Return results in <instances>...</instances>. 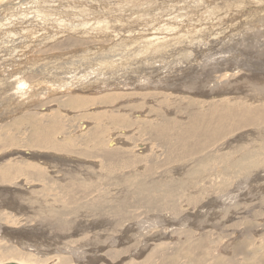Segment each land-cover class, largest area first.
<instances>
[{"label": "rangeland", "instance_id": "374dc122", "mask_svg": "<svg viewBox=\"0 0 264 264\" xmlns=\"http://www.w3.org/2000/svg\"><path fill=\"white\" fill-rule=\"evenodd\" d=\"M3 1L7 3L0 6V263L62 264L68 259V264H264V122L238 129L189 155L182 146L167 155L157 147L162 141H155L156 132L148 130L160 122L157 112L179 130L187 129L196 111L202 112L199 101L230 97L236 104L239 97L253 109H262L264 77L249 80L243 69L232 75H227L229 69L214 72L211 83L234 80L239 88L212 100L181 94L177 96L196 103L190 104L188 98L168 100L161 107V99L136 96L160 89L114 85L127 75L133 82L143 71L181 67L192 71L200 68L195 63L202 56L214 61L259 48L264 37L256 34L263 32L264 0H9L16 3L13 6L8 0L0 4ZM64 39L88 43L42 53ZM41 42L48 43L40 46ZM36 62L40 74L48 73L50 80L44 78L50 81L49 89L60 92H48L46 98L28 92L11 97L13 90L21 92L20 79L15 85L19 88L12 87L17 76L13 69L25 72ZM261 65L262 60L257 67ZM39 73L29 77L44 81ZM169 76L162 79H175ZM166 92L171 91L162 93ZM107 94L121 97L100 107L89 100L83 111L72 110L71 105L57 108L54 103L39 111L54 96L104 101L101 96ZM219 104L214 102L208 111ZM29 110L32 118L25 121L23 114ZM115 115L127 118L126 124ZM44 134L56 143H47ZM242 146L250 150L244 160L236 152ZM216 155L224 157L221 165L215 162ZM201 157L205 160L198 164Z\"/></svg>", "mask_w": 264, "mask_h": 264}, {"label": "bare ground", "instance_id": "6f19581e", "mask_svg": "<svg viewBox=\"0 0 264 264\" xmlns=\"http://www.w3.org/2000/svg\"><path fill=\"white\" fill-rule=\"evenodd\" d=\"M43 1V0H42ZM106 1V0H105ZM138 1V0H137ZM182 1V0H181ZM180 1V2H181ZM203 1V0H201ZM9 4L12 2V1H9ZM15 2V1H14ZM18 2V1H17ZM24 2V1H23ZM27 2V1H26ZM24 2V3H26ZM33 2V1H32ZM111 2V0H110ZM179 2V1H176V3ZM194 2V1H193ZM198 2V1H197ZM2 3V2H1ZM7 3V2H6ZM6 3L3 1L2 4H0V6H4L6 5ZM94 3V2H93ZM175 3V2H174ZM13 4H16V3H13ZM13 4H10L11 6H13ZM88 4V3H87ZM90 4V3H89ZM92 4V2H91ZM95 4V3H94ZM185 4V3H184ZM196 4V2H195ZM93 5V4H92ZM174 5V4H173ZM178 5V4H177ZM198 5V4H197ZM196 5V6H197ZM201 5V4H200ZM72 6V5H71ZM145 6V5H143ZM175 6V5H174ZM183 6V5H182ZM82 7V6H81ZM141 7V6H140ZM187 7V6H186ZM202 7V6H200ZM90 8V7H89ZM137 8V7H136ZM173 8V7H172ZM196 7H194L195 9ZM198 8V7H197ZM37 9V8H36ZM123 9V8H122ZM134 9V8H133ZM131 9V10H133ZM164 9V7H163ZM197 10V9H196ZM86 11V10H85ZM187 11V10H186ZM137 12V11H136ZM189 12V10H188ZM187 12V13H188ZM42 13V12H41ZM94 13V12H93ZM128 13V12H127ZM138 13V12H137ZM144 13H145V10H144ZM190 13V12H189ZM191 14V13H190ZM154 15V14H152ZM167 15V14H166ZM164 15H159L158 18H163ZM93 18V17H92ZM121 19V18H120ZM125 19V18H124ZM150 19V18H149ZM153 20V19H152ZM121 22V21H120ZM137 22V21H135ZM142 22V21H141ZM161 22V21H160ZM171 22V21H170ZM169 22V23H170ZM138 23V22H137ZM136 23V24H137ZM166 23V22H165ZM168 23V22H167ZM99 24V23H98ZM141 24V23H140ZM144 24V23H143ZM147 24V23H146ZM37 25V24H36ZM35 25V26H36ZM130 25V23H129ZM40 26V25H39ZM28 27V26H27ZM32 27V26H31ZM158 27V26H157ZM42 29V27H41ZM259 29V28H258ZM262 31L263 32H260V30H258L257 34L256 35H261L264 37V27L262 28ZM260 32V33H259ZM263 34V35H262ZM167 36V35H166ZM235 36V35H234ZM247 36V35H246ZM244 37V36H243ZM261 37V39L263 38ZM80 38V37H79ZM217 42V41H216ZM43 43V44H42ZM48 42H41L39 43L40 46H45L47 45ZM52 43V42H50ZM86 44L88 42L86 41H77V40H74V39H64L62 41H58V42H55V43H52L51 46H46L45 50L42 51V53H48V52H54V53H57V52H60V51H66V50H70L72 48H75V47H80L82 44ZM129 43V42H128ZM147 44V43H146ZM242 45V44H241ZM209 46V45H208ZM260 47L259 48H255L253 49V47L250 49V51L248 52L247 49L243 50L242 52H236L234 56H232L231 54L227 56H230V57H218V59L214 60V61H210L211 58H208V56L206 57H203V64H201V60H202V57H200V59L198 61H196L195 64H197V66H200V68L198 67L197 69H194L192 68V71H189V70H186L185 67H181V68H177V69H170V71L168 70H165L163 68V70L161 71L160 69H155L153 70L152 72H147V71H141L142 72V77H139V78H136L133 82L130 81V78H129V75L127 76H124L122 78V80H120L119 82H115L114 85H115V89H126L128 88V86L126 85H149L150 88H156V89H160L162 90L161 92H151V93H147L148 95H136V96H142L143 98H145L146 100L148 99H152V101H158V99H161L159 103V107H161V105H163V103L166 104V102L168 100H179V101H183L184 99H187L188 97L186 96H177V95H195V94H198L200 97H205L204 99H209V100H212V99H215L216 97H218V95H222V97H226L224 94H230L231 92H233L234 90H236L237 88H239L237 86V83L235 82L233 84V81L234 80H231V79H228V80H231V82L229 83H221L222 79H219V80H216L214 81L213 83H211V79L215 78V77H211L212 74L214 72H217V73H220L222 70H228L229 69V73L227 75H232L233 73L232 72H239L241 71L242 69L245 70L246 72H248L245 76L246 77H249L248 79H258V78H262L264 77V65H261L259 67H257V64L260 63V61L262 60V62L264 61V52H262V47L264 46V39H262L260 41ZM34 47V46H33ZM202 47V46H201ZM246 47V46H245ZM251 47V44L248 45V48ZM137 48V47H136ZM199 48V47H198ZM44 49V48H43ZM87 49V48H86ZM241 50V49H240ZM193 51V49H192ZM227 52V51H226ZM241 53L240 57H237L239 54ZM1 54V53H0ZM234 54V53H233ZM242 54H246L247 56H243ZM161 56V55H160ZM251 57V59L249 58ZM253 57H256L255 61H250L252 60ZM41 58V57H40ZM83 58V57H82ZM193 58V57H192ZM208 58V59H207ZM31 59V58H30ZM60 59V58H59ZM191 59V58H190ZM250 59V60H249ZM82 60V59H81ZM213 60V59H212ZM193 61V60H192ZM28 62V61H27ZM32 62V61H31ZM188 62V61H187ZM248 62H254L255 65L253 66H248L246 67L245 65L248 63ZM40 63V62H39ZM30 64V63H29ZM36 63H33V64H30L27 66V69H29L28 71L26 70L25 72L20 68H16V69H13L14 73L17 74V76H15L11 82L12 86L14 89L16 88L15 85L17 84V81L20 79V81L18 82L19 86L21 87V89L19 87V90L21 91L19 93L18 90H13V95L11 97H14L16 95H19V94H24L25 92H28L31 96L34 94V95H37L39 94V96H42V98H46L44 95H48V92L49 93H52V95H55L57 92H60L59 91H56L54 89H49L51 86H50V79L48 78L49 76L48 73L47 75H42L39 73V70L35 69L36 67ZM46 64V63H45ZM136 64V63H135ZM210 64V65H208ZM35 65V66H34ZM39 65V64H38ZM186 65V64H185ZM203 65V66H202ZM34 66V67H33ZM44 66V65H43ZM135 66V65H134ZM188 66V65H187ZM42 67V66H41ZM48 67V66H47ZM244 67H246L244 69ZM25 68V67H24ZM43 68V67H42ZM84 68V67H83ZM188 68V67H187ZM4 69H7V68H4ZM3 69V70H4ZM44 69V68H43ZM81 69V68H80ZM9 70V69H8ZM8 70L7 73H8ZM46 70V68H45ZM48 70V69H47ZM50 70V69H49ZM54 71V70H53ZM58 71V70H57ZM80 70H78L77 72H79ZM39 73L44 81L42 80H35L36 78H33V77H29L31 73ZM44 72V71H43ZM47 72V71H46ZM169 72V73H167ZM177 72H180V73H177ZM6 73V74H7ZM13 73V74H14ZM51 73V72H50ZM174 73L176 75V77H173L174 76ZM262 74L260 77H257L258 74ZM155 74V75H154ZM168 74L170 75L169 77L171 78H175V79H169V81H164L162 79L163 76H168ZM184 74V75H183ZM222 74V73H220ZM226 74L223 73V75L227 76ZM259 74V75H260ZM15 75V74H14ZM52 75V73H51ZM140 75V74H139ZM138 75V76H139ZM196 75V76H195ZM198 75V76H197ZM218 75V74H217ZM44 76H46V80L44 78ZM141 76V75H140ZM178 76V77H177ZM185 77V78H182V77ZM225 76H222V77H225ZM7 77V76H6ZM9 78V77H8ZM11 78V77H10ZM60 83H62V77H58ZM75 78V77H74ZM181 78V82H179ZM221 78V77H220ZM255 79V81H256ZM264 79V78H262ZM69 80V79H68ZM77 80V79H76ZM225 80V79H223ZM74 81V80H73ZM116 81V79H115ZM221 81V82H219ZM248 81V80H247ZM254 81V80H253ZM73 83V82H72ZM113 83V82H112ZM248 84H252L253 82H247ZM10 84V83H9ZM54 84V83H53ZM250 84V85H251ZM47 85H49L48 87V90L47 88H44V87H47ZM63 86V85H62ZM139 86V85H138ZM140 87V86H139ZM139 87H136V86H133L132 88H136V89H139ZM142 87V86H141ZM16 88V89H17ZM69 88V87H68ZM63 89H67V87L65 86V88ZM234 89V90H233ZM58 90V89H57ZM70 90V89H68ZM81 90V89H80ZM133 90V89H132ZM62 91V90H61ZM71 91V90H70ZM77 91V90H75ZM165 91H171L167 94L166 93H162V92H165ZM174 91V92H172ZM74 94V92H72ZM172 93H174V95H172ZM184 93V94H183ZM234 93V92H233ZM232 93V94H233ZM125 94V93H124ZM135 94V93H134ZM110 94H107V95H103L101 97H105L106 100L103 101L102 100H98L97 98L95 99H85V98H71L68 96V98L65 97V99H61L59 97L55 98L54 96V99H51V100H48L47 102L43 103V105H41L39 107V111H41V109L43 110V107L46 105V104H56L55 106L57 108H62V106H74L72 108V110H76V108L80 109V111H83L81 110L82 107H85V105H87L89 103V100H92L93 103H91L92 105H96L98 104L97 106L100 107V105H102L103 103H111L112 101L118 99L121 97L120 96H116V95H111V96H108ZM85 96V95H83ZM174 96V97H172ZM219 96V97H220ZM53 97V96H52ZM51 97V98H52ZM74 97V96H72ZM80 97V96H79ZM87 97V96H86ZM245 97V96H244ZM249 101H252V97H249ZM30 99V98H29ZM49 99V98H48ZM226 98H220V99H216V100H212V101H199L198 103V106L201 108L200 110L203 112H198V110L196 111V113L194 114L193 116V119L191 120V122L188 124L187 126V129H182L180 128L179 130V127H175L174 124H172V120H169L164 114L162 113H159L157 112L156 116L157 118L160 120V122L158 123H155V126L152 127L154 129H151V126L148 127V130H150V132L152 131H155L156 132V135H155V141L156 140H159V141H162V142H158L157 144V147L161 148V149H164L163 151H166V154L167 155H172V151L174 150H177V148L179 146H182L184 148H186V150L188 151V155L189 153H192V154H196V153H199L201 152L202 150H204L206 148L207 145H209L210 143L218 140L219 138H222V137H225L226 135H229L231 133H233L234 131H237L238 129L240 130L241 128H251V127H255L257 126L259 123L261 122H264V107L262 109H253L252 107H250L248 104L246 105V102L245 100L243 101V99L241 100V98L238 97V101H236V104L229 101L230 97L225 101ZM25 100V99H24ZM42 99H38L37 98V103L41 102ZM46 100V99H45ZM247 100V99H246ZM23 101V100H22ZM187 101V100H186ZM195 101L196 103V99L195 100H192V98H188V102H191L190 104L193 105V102ZM216 101H220V107H215L213 109V111H208L209 107L211 105L214 104V102ZM171 102V101H170ZM122 103V102H121ZM169 103V102H168ZM252 102H250L251 104ZM35 104V102L32 103V105ZM174 104V102H173ZM188 104V103H187ZM53 105V104H52ZM120 105V103H119ZM169 105V104H168ZM205 105H206V109H205ZM96 106V107H97ZM126 106V105H125ZM131 106V105H130ZM31 107V106H29ZM35 107V106H34ZM55 108V107H54ZM98 108V107H97ZM105 108V107H104ZM107 108V107H106ZM130 108V107H129ZM23 109H25L23 107ZM35 109H38V108H35ZM32 110V109H31ZM31 110H29L28 113H26L27 115H24L23 114V118L24 120H31L32 116L29 114L31 112ZM51 110V109H50ZM58 110V109H57ZM56 110V111H57ZM107 110V109H106ZM36 111V110H35ZM124 111V110H123ZM126 111V110H125ZM191 111V110H190ZM108 112V111H107ZM114 112V111H113ZM116 112V111H115ZM212 112V113H210ZM33 113V112H32ZM39 113V112H37ZM46 113V112H45ZM55 113V112H54ZM118 113V112H117ZM210 113V114H208ZM40 114V113H39ZM22 115V114H21ZM34 116H36L37 114H32ZM58 114H54L52 115L53 117L56 116ZM114 114H112L113 116ZM92 116V115H91ZM111 116V117H112ZM115 116H118V115H115ZM31 117V118H30ZM93 117V116H92ZM97 117V118H96ZM95 119H99L100 120V117L99 116H96ZM113 118V117H112ZM117 118V117H116ZM103 119V118H102ZM106 119V118H105ZM114 119V118H113ZM125 119L127 118H119L118 116V121L119 122H122V123H125L126 124V121ZM137 119V118H136ZM172 119V118H171ZM232 121H231V120ZM28 120V121H29ZM54 120V119H53ZM79 120V119H78ZM107 120V119H106ZM110 120V119H109ZM112 120V119H111ZM144 120V119H143ZM169 120V121H168ZM230 120L231 122L227 123V125L225 126V123ZM128 121V120H127ZM140 121V120H139ZM132 123V121H130ZM135 122V121H134ZM137 122V121H136ZM40 123V122H39ZM38 123V124H39ZM42 123V121H41ZM56 123V122H55ZM96 123V122H95ZM98 123V122H97ZM164 123H168L167 126H164L163 124ZM30 124V123H29ZM83 124V123H82ZM147 124V123H146ZM98 125V124H97ZM123 125V124H122ZM177 126V125H176ZM110 127V125H109ZM50 129V127H48ZM85 128V127H84ZM115 128V127H114ZM3 129V128H2ZM108 130V129H107ZM243 130V129H242ZM249 130V129H248ZM142 131V130H141ZM180 131V132H179ZM252 131V130H251ZM120 132V131H119ZM147 132V131H146ZM154 132V133H155ZM250 132V131H248ZM263 132V131H262ZM99 133V131H96V135ZM111 133V132H110ZM38 134V133H37ZM47 135L49 134L52 135V129L48 130ZM145 134V133H144ZM61 135V134H60ZM103 135V134H102ZM100 136V135H99ZM247 136H250L247 134ZM246 136V137H247ZM253 136V135H252ZM263 136H264V133H263ZM43 137L45 138L46 142L51 144V145H54L56 143V141L52 138H49L48 136H46L45 134L43 135ZM62 137V135H61ZM104 137V136H103ZM258 137V136H257ZM58 138V137H56ZM96 138V137H95ZM250 138V137H249ZM253 138V137H252ZM259 138V137H258ZM94 139V137H93ZM153 139V138H152ZM264 139V138H263ZM96 140V139H94ZM97 140L99 141V139L97 138ZM172 140H177V144H172ZM252 140V139H251ZM258 141V139H256ZM260 140V139H259ZM101 141V140H100ZM99 141V142H100ZM108 142L110 140H107ZM116 141V140H115ZM249 141V140H248ZM251 142V141H250ZM110 143V142H109ZM115 143V142H114ZM260 143V141H259ZM107 144V143H106ZM255 144V143H254ZM252 145V144H251ZM259 145V144H258ZM44 146V145H43ZM91 147V146H90ZM108 147V145H107ZM182 147H180L182 149ZM256 147V145H255ZM259 147V146H258ZM112 148V147H111ZM183 148V149H184ZM264 148V147H263ZM185 150V149H184ZM183 150V151H184ZM254 150V149H253ZM259 150V149H258ZM181 151V150H180ZM257 151V149H256ZM237 153L239 154H242L241 155V160H244V158L246 157V155H249L250 154V150H247L246 147L242 146V147H239L237 148L236 150ZM182 153V152H181ZM263 153V152H262ZM229 154V153H228ZM191 155V154H190ZM258 155V154H256ZM264 155V154H263ZM107 156H110L109 153H107ZM216 156H219L217 157V159H214L215 162L218 164V165H221L223 163V156L222 155H216ZM202 159H200V161L198 162V164L200 163H203V160H205L203 157H201ZM239 159V158H238ZM249 159V158H248ZM234 162H238V161H234ZM241 162V161H240ZM97 163V162H96ZM207 163V162H206ZM205 163V164H206ZM253 163V161L251 162ZM237 164V163H236ZM246 164V163H245ZM248 164V162H247ZM242 165V164H241ZM240 165V166H241ZM232 166V165H231ZM98 167V166H97ZM217 167V166H216ZM234 167V166H233ZM242 167V166H241ZM224 168V167H222ZM228 168V167H227ZM254 168V167H252ZM234 169V168H232ZM242 169V168H241ZM148 170V169H147ZM144 172V171H143ZM148 172V171H147ZM149 174V173H148ZM113 178V177H112ZM18 179V178H17ZM240 184V183H239ZM148 185V184H147ZM163 185H166L165 183ZM68 189V188H67ZM139 190L142 191V190H145L144 188L142 187H139ZM157 200V198H156ZM76 201V200H75ZM150 202V200H149ZM69 204V203H68ZM75 204V203H74ZM218 205V204H217ZM32 206V205H31ZM250 208V207H249ZM226 211V210H225ZM42 212V211H41ZM64 220V219H63ZM46 225V224H45ZM66 226V224H64ZM55 227V226H54ZM58 226H56L57 228ZM63 228V225L61 226ZM65 229V227L63 228ZM60 231V230H58ZM179 231V230H178ZM121 234V233H120ZM183 234V233H182ZM191 234V233H190ZM185 235V234H184ZM192 236V234H191ZM190 235H185L186 238H191ZM203 236V235H202ZM229 237V236H228ZM29 238V237H28ZM233 239V238H232ZM113 240V239H112ZM192 240V239H191ZM155 241V240H154ZM210 241V240H209ZM42 242V241H41ZM48 242V241H47ZM191 242V241H190ZM231 245V244H230ZM83 246V245H82ZM124 246V245H123ZM209 246V245H208ZM228 246V245H227ZM236 246V244H235ZM238 246V245H237ZM236 246V247H237ZM130 247V246H129ZM139 247V246H138ZM187 247V246H186ZM239 247V246H238ZM88 248V247H87ZM36 249V248H35ZM240 249V248H238ZM39 252V251H38ZM237 252V251H236ZM235 252V253H236ZM64 253V252H63ZM210 253V252H209ZM212 253V252H211ZM84 254V253H83ZM186 254V253H185ZM184 254V255H185ZM198 254V253H197ZM183 256V255H181ZM203 256V255H202ZM207 256V254H206ZM213 256V255H212ZM225 256V255H224ZM201 257V255H200ZM15 258V257H14ZM202 258V257H201ZM212 258V257H211ZM214 258V257H213ZM212 258V259H213ZM231 258V257H230ZM233 258V257H232ZM17 259V258H16ZM99 259V258H98ZM162 259V258H161ZM211 259V261H212ZM96 260V259H95ZM214 260V259H213ZM94 261V260H93ZM99 261V260H98ZM97 261V262H98ZM103 261V260H102ZM235 261V260H234ZM237 261V260H236ZM76 262V261H75ZM88 262V261H87ZM173 262V261H172ZM241 262V261H240ZM93 263V262H92ZM0 264H22L20 262H8V263H0ZM62 264H68V259H64L62 261ZM86 264V263H85ZM137 264V263H136ZM154 264V263H153ZM157 264V263H156ZM168 264V263H167ZM188 264H194L193 262L189 261ZM195 264H200L199 261ZM235 264V263H233ZM237 264V263H236Z\"/></svg>", "mask_w": 264, "mask_h": 264}]
</instances>
